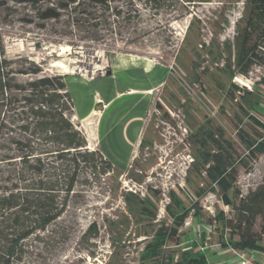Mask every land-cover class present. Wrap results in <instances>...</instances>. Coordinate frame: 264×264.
I'll use <instances>...</instances> for the list:
<instances>
[{"label": "rangeland", "instance_id": "1", "mask_svg": "<svg viewBox=\"0 0 264 264\" xmlns=\"http://www.w3.org/2000/svg\"><path fill=\"white\" fill-rule=\"evenodd\" d=\"M244 1L211 0L195 5L179 1L157 14L138 4L139 17L131 22L115 20L97 39L87 37L66 16L59 21H46L45 27L40 28L30 6L6 1L0 7V40L5 57L33 62L45 75L92 78L105 74L119 54L143 56L169 70L164 74L157 69L142 77L141 72L135 75L133 71L119 69L116 75H103L91 84L92 92H113L114 86L121 90L127 85L142 86L148 81L146 78L151 81L168 78L154 94L142 146L130 166L127 148L114 144L113 155L106 158L116 170L96 179L81 175L58 220L44 232H38L37 237L32 235L24 241L23 257L18 264H138L156 223L166 217L168 193L174 191L189 205L195 201L196 191L205 184L203 174L199 176L198 165L194 164L198 129L210 121L212 127L224 131L225 139L232 143L237 154L244 153L236 136L237 106L230 97L231 85L249 90L264 76V69L254 66L247 77L237 76L231 81L222 70L225 56L218 61L216 55L217 50L225 48L222 43H234L236 24L246 12ZM32 18L33 23L25 22ZM224 19L228 21L226 25ZM54 62L64 64L71 72L62 73L60 68L52 67ZM125 62L122 58L116 60L119 65ZM112 77L114 82L110 80ZM30 78L17 75L16 81L23 83ZM64 79L74 108L81 106L83 100L79 101L75 89L67 86L68 78ZM235 96L240 94L236 92ZM258 111L264 114L263 104ZM71 120L76 124L73 115ZM1 142L10 144L7 140ZM8 168L0 163V193L2 187L9 185ZM237 169L236 186L244 195L260 183L264 155L249 170ZM137 199H142L146 206L156 207L154 221L140 213ZM199 204L211 214L217 210L229 212L213 193L200 199ZM182 231H190L188 237L194 240L202 231L210 232V227L188 216ZM211 240L216 241V235ZM187 242L183 240L179 246L171 242L169 248L179 250ZM201 248L210 264L228 258L232 261L226 249L215 253L208 244Z\"/></svg>", "mask_w": 264, "mask_h": 264}, {"label": "trees", "instance_id": "2", "mask_svg": "<svg viewBox=\"0 0 264 264\" xmlns=\"http://www.w3.org/2000/svg\"><path fill=\"white\" fill-rule=\"evenodd\" d=\"M6 1L30 6L40 28L46 21L66 16L87 37L97 39L115 20L131 22L139 17L138 4L157 14L179 1L195 5L211 0H0V7ZM244 5L246 12L242 24H236L234 43L225 41V48L216 53L218 61L225 56L222 70L231 81L247 77L254 66L264 69V0H245ZM33 18L25 22L31 24ZM227 23L224 19L223 24ZM17 75L31 78L20 83ZM64 78L45 75L26 59L8 60L0 40V163L9 167V185L0 193V264L21 262L24 241L58 220L81 175L96 179L114 170L99 150H88L85 136L71 120L73 102ZM236 92L240 94L237 98ZM230 97L236 100V136L244 153L237 154L224 131L212 127L210 121L198 129L194 164L205 184L189 205L174 191L168 193L166 217L156 223L138 264H210L200 249L206 244L236 251L262 250L264 175L244 195L236 182L238 167L249 170L264 155V114L258 111L264 105V76L249 90L232 84ZM208 193L216 194L229 212L211 214L202 209L199 201ZM137 200L140 213L154 221L156 207ZM188 216L209 226L210 232L202 231L191 240L190 231H182ZM214 235L216 241L211 240ZM183 240L188 241L185 247L169 248V243L179 246Z\"/></svg>", "mask_w": 264, "mask_h": 264}, {"label": "crops", "instance_id": "3", "mask_svg": "<svg viewBox=\"0 0 264 264\" xmlns=\"http://www.w3.org/2000/svg\"><path fill=\"white\" fill-rule=\"evenodd\" d=\"M120 58L126 59V62L117 64L116 60ZM136 67H141L142 70L137 71L135 70ZM119 69L124 72L133 71L135 75L136 72H141L142 77L143 75L148 76L149 73L157 69L162 70L164 74L168 70L162 64L133 54H119L114 57L109 69L111 71L110 76L116 75V70ZM103 75L100 74L92 78L65 75L68 78V80L66 79L67 86H72L75 89L79 101L83 100L81 106L79 104L78 107L74 108L73 105V120L85 136L87 148L99 150L106 158L113 155L112 146L114 144L117 147L123 146L127 148V160L130 161V166L136 157L147 117L154 106V94L165 85L168 78L165 79L164 76L153 81L146 78L148 81L142 83V86L127 85L121 90L114 86L113 92L112 90L105 92L94 90L95 93L92 92L91 84ZM110 80L114 82L115 77ZM106 159L109 161L108 158Z\"/></svg>", "mask_w": 264, "mask_h": 264}, {"label": "built area", "instance_id": "4", "mask_svg": "<svg viewBox=\"0 0 264 264\" xmlns=\"http://www.w3.org/2000/svg\"><path fill=\"white\" fill-rule=\"evenodd\" d=\"M101 101L99 100V103ZM211 248V252L217 253L220 248L217 245L208 246ZM203 250V248H201ZM224 250V249H221ZM227 254L232 258V261L228 259L224 260L222 263L226 264H264V238L262 242V250H241L236 251L232 248H227L225 250ZM219 254V253H218Z\"/></svg>", "mask_w": 264, "mask_h": 264}, {"label": "bare ground", "instance_id": "5", "mask_svg": "<svg viewBox=\"0 0 264 264\" xmlns=\"http://www.w3.org/2000/svg\"><path fill=\"white\" fill-rule=\"evenodd\" d=\"M52 67H57L61 69L62 73H70L71 71L67 68V66H65L64 64L60 63V62H54L52 64Z\"/></svg>", "mask_w": 264, "mask_h": 264}, {"label": "water", "instance_id": "6", "mask_svg": "<svg viewBox=\"0 0 264 264\" xmlns=\"http://www.w3.org/2000/svg\"><path fill=\"white\" fill-rule=\"evenodd\" d=\"M104 75L105 76H110L111 75V71L110 70L106 71Z\"/></svg>", "mask_w": 264, "mask_h": 264}]
</instances>
